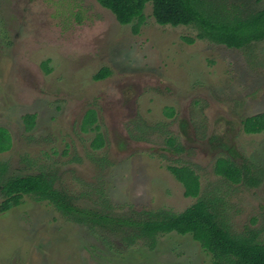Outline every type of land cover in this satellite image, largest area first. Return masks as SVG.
Wrapping results in <instances>:
<instances>
[{"label":"rangeland","instance_id":"obj_1","mask_svg":"<svg viewBox=\"0 0 264 264\" xmlns=\"http://www.w3.org/2000/svg\"><path fill=\"white\" fill-rule=\"evenodd\" d=\"M214 1L227 12L264 7ZM151 11L147 3L134 31L97 0H0V127L11 137L0 183L41 173L84 221L33 195L3 209L0 190V264H209L190 233L131 245L128 233L88 220L177 213L199 198L215 202L230 233L264 244V129L242 123L264 112V38L229 48L160 25ZM104 67L110 74L96 80ZM89 109L96 119L84 126ZM219 157L240 169L238 182L215 171ZM186 165L197 196L170 170Z\"/></svg>","mask_w":264,"mask_h":264},{"label":"trees","instance_id":"obj_2","mask_svg":"<svg viewBox=\"0 0 264 264\" xmlns=\"http://www.w3.org/2000/svg\"><path fill=\"white\" fill-rule=\"evenodd\" d=\"M110 10L118 23L125 25L136 22L137 31L143 19V10L151 3V12L160 25H185L193 27L196 37L229 48H243L253 41L264 38V7L254 11L227 12L214 0H97ZM134 24V23H133ZM110 74L107 67L102 68L94 78L103 79ZM172 111L169 115H172ZM27 128L34 125L35 114L23 117ZM95 111L89 109L83 125L95 122ZM247 133H258L264 129V112L256 113L242 120ZM86 129V128H85ZM99 138V137H98ZM174 139L171 138V142ZM94 143L99 146L98 139ZM11 144L9 131L0 127V152ZM3 166H1V169ZM171 172L184 186L186 196H197L199 192L198 176L186 166H170ZM215 171L232 182L241 179V171L232 161L219 157L215 162ZM4 196L3 209L20 203L24 195H33L37 200H48L66 216H73L78 222L82 214L72 204L71 197L56 189L53 181L41 173L14 176L0 183ZM91 224L115 226L114 232L128 233L124 240L135 244L139 239H150L153 244L156 236L175 231L179 234L190 233L200 246L211 253L209 264H264V244L256 240L255 233L233 235L225 224L218 219L216 204L210 199L199 198L194 204L177 213L158 211L144 212L140 218L118 220L105 215H92Z\"/></svg>","mask_w":264,"mask_h":264},{"label":"crops","instance_id":"obj_3","mask_svg":"<svg viewBox=\"0 0 264 264\" xmlns=\"http://www.w3.org/2000/svg\"><path fill=\"white\" fill-rule=\"evenodd\" d=\"M198 242V241H197ZM199 243V242H198Z\"/></svg>","mask_w":264,"mask_h":264}]
</instances>
